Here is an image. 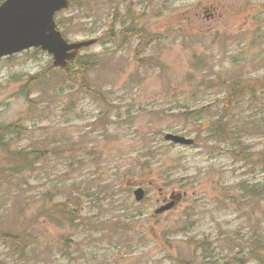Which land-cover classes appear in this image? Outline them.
<instances>
[{"label": "rangeland", "instance_id": "1", "mask_svg": "<svg viewBox=\"0 0 264 264\" xmlns=\"http://www.w3.org/2000/svg\"><path fill=\"white\" fill-rule=\"evenodd\" d=\"M212 1L79 0L59 13L68 40L98 39L78 55L93 93L46 51L0 59V125L21 126L0 149V233L34 241L0 235V264H264V15L232 20ZM211 5V21L196 15ZM132 28L151 35L143 52ZM232 82L240 96L225 107ZM15 150L40 157L22 168ZM59 202L69 210L54 213Z\"/></svg>", "mask_w": 264, "mask_h": 264}, {"label": "water", "instance_id": "2", "mask_svg": "<svg viewBox=\"0 0 264 264\" xmlns=\"http://www.w3.org/2000/svg\"><path fill=\"white\" fill-rule=\"evenodd\" d=\"M72 0H4L0 4V57L21 50L37 47L53 55V65L66 67L69 60L75 58L78 50L95 43L88 39L68 43L57 29L54 15L67 8ZM7 19L3 22L1 16ZM166 140L190 145L193 139L167 133ZM142 187L134 190L137 201L144 197ZM172 203L161 206L155 213L169 209Z\"/></svg>", "mask_w": 264, "mask_h": 264}, {"label": "trees", "instance_id": "3", "mask_svg": "<svg viewBox=\"0 0 264 264\" xmlns=\"http://www.w3.org/2000/svg\"><path fill=\"white\" fill-rule=\"evenodd\" d=\"M1 1L3 0H0V3ZM121 33L125 37L128 36V34H126L124 31H121ZM114 34L116 33H111L109 36L112 37L114 36ZM143 48L144 47H139L138 49H143ZM78 57L79 56L75 57L72 61H69V64L67 67L58 68V69L60 71H64L68 78L75 80L82 87L83 90L87 91L88 93H93L94 91L90 88V85L87 80V74L89 73L90 70L94 68V65H90L87 63H81L82 61L79 60ZM49 69H51V64H49ZM239 87L240 86L234 82H232L229 85L230 94L225 97V100H224L225 107L231 106L240 96L234 93L236 92V90H239ZM221 116H223L222 120H225L227 117L226 112H223ZM215 121L216 120L214 119H209L207 122H210V124H213L215 123ZM224 122L218 121V124L223 126L225 124ZM209 129H210V138L214 136L215 131H219L218 137L222 140V142L227 141L229 139L227 127L222 128L220 130L219 129L213 130V128L211 127ZM10 130H16L17 132L20 131L19 127L16 125L0 126V146H3L5 144L3 142V135L9 132ZM39 157L40 155H38V153L35 151L24 152L22 150H15V151H12V154H9V158L11 160L16 161L17 164L20 165L22 168L28 167L31 164L32 160H34L35 158H39ZM0 182H2L1 178H0ZM54 206H55L53 207L54 213L67 212L69 210V207L67 206L66 202L55 203ZM47 212H51V211L48 210ZM39 214L41 215L43 214V212H40ZM0 235L2 238H6L7 240H9V242L16 244V246L21 249H26L34 242L31 234L28 233L26 230H23L18 234L4 231V232H1Z\"/></svg>", "mask_w": 264, "mask_h": 264}, {"label": "flooded vegetation", "instance_id": "4", "mask_svg": "<svg viewBox=\"0 0 264 264\" xmlns=\"http://www.w3.org/2000/svg\"><path fill=\"white\" fill-rule=\"evenodd\" d=\"M226 2L228 4L227 8V14L232 18V20H243L250 18L251 15L255 14V12H259V14L264 15V0H247L248 5L251 9L246 10V17L241 18L238 15V7L235 0H213L212 3H220V2ZM201 8H208L210 11H207L206 9H202L201 12H197L196 15H204L207 19H212L217 14V6L211 5L210 7H201ZM223 12L220 13L222 15ZM203 29H210V28H200V30ZM236 28L228 29V32L232 33L233 30ZM167 200V198H163L162 201Z\"/></svg>", "mask_w": 264, "mask_h": 264}]
</instances>
